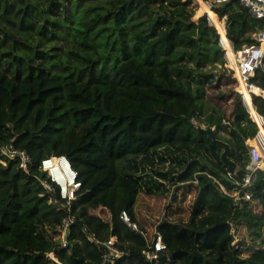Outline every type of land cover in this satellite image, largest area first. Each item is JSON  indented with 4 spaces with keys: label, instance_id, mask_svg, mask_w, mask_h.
<instances>
[{
    "label": "trees",
    "instance_id": "obj_1",
    "mask_svg": "<svg viewBox=\"0 0 264 264\" xmlns=\"http://www.w3.org/2000/svg\"><path fill=\"white\" fill-rule=\"evenodd\" d=\"M198 7L0 0V264H264V170L250 200L233 196L261 129L242 93L217 94L233 99L229 117L207 95L228 70L227 49L208 15L194 22ZM210 7L234 52L259 44L264 19L240 0ZM249 82L264 90V66ZM260 93L249 96L264 129ZM4 147L29 154L28 172ZM52 155L66 156L81 182L66 248L67 210L50 202L58 188L41 169ZM139 193L170 198L165 216L139 214ZM181 213L185 223L169 219ZM155 225L165 248L154 263L144 251ZM113 236L125 254L111 262L101 242Z\"/></svg>",
    "mask_w": 264,
    "mask_h": 264
},
{
    "label": "built area",
    "instance_id": "obj_2",
    "mask_svg": "<svg viewBox=\"0 0 264 264\" xmlns=\"http://www.w3.org/2000/svg\"><path fill=\"white\" fill-rule=\"evenodd\" d=\"M228 1L229 0H214V3L223 4ZM240 2L242 5L248 8L250 14L253 17L257 19H264V0H240ZM224 31L226 34L225 28ZM255 38L257 41H259L258 45H245L238 52H234L232 50L228 39L225 41L221 38L222 44L227 49V59L229 62L234 64L235 70L238 72L239 81L251 91L255 86L250 84V78L255 75L257 68L264 66V29L260 30L255 35ZM229 52L233 56V61L230 58ZM257 122L261 129V132L255 138L257 141V146L255 148H258V151H254L252 148L251 157L246 167V172L243 175L241 181L236 182L240 188L239 191L233 193V196L235 197V204H237L239 200L244 201L250 200L252 198V193L249 189L254 186L259 171L264 170V133L262 131V119ZM3 155L11 159L18 158L20 167L28 172L29 165L31 163V157L26 151L12 147H4ZM41 169L46 171L49 180L58 188L59 197H54L50 200V202L53 203L58 209L67 210V215L62 219L58 229L60 247L66 248L69 244L70 229L74 221V216L71 214V203L77 198V191L81 187V182L78 179V173L72 168L66 156L52 155L43 159L41 162ZM234 172H236V170ZM49 190H51L50 186ZM241 191L244 193L242 194ZM121 219L128 225H134V227L137 228L135 224L131 223L129 215L126 211L121 212ZM116 242L117 237L115 236L111 237L105 242H101V244L106 247L108 259L111 262L125 254L123 250L116 246ZM164 248L165 245L163 243L162 236L156 228L150 248L144 251L146 259L155 263L158 260V252ZM48 256L55 260V254L53 251L49 253Z\"/></svg>",
    "mask_w": 264,
    "mask_h": 264
},
{
    "label": "rangeland",
    "instance_id": "obj_3",
    "mask_svg": "<svg viewBox=\"0 0 264 264\" xmlns=\"http://www.w3.org/2000/svg\"><path fill=\"white\" fill-rule=\"evenodd\" d=\"M196 1L198 2L199 7L193 16L195 23H197L199 21L200 17H202L203 15H208L205 11L204 5L211 9L210 5H212L214 3V0H206V1L205 0H196ZM208 17L216 25V27L218 29V26L214 22V20L209 15H208ZM215 17H216V15H215ZM221 24H222V27L224 29L225 28V20H221ZM218 31H219V29H218ZM221 38H222V36H221ZM226 68L228 70H227L226 74H224L223 79H222V77L219 76L218 81L215 83L213 88L209 89L207 91V95L209 96L210 99H212V103H214V104L216 103L218 106L222 107L225 110L226 116L229 117L231 112H232V109H233V99H229L226 96L216 98V96L220 91L229 92L230 89H234L235 91H238L239 93H241L240 85L242 83L239 81L238 72L235 70L234 64H232L231 62L228 61V63L226 64ZM217 73L220 74L221 71H217ZM12 85H13V83L10 81L9 88H12ZM24 87L25 86H23V89H24ZM260 89L261 88L255 86L252 88L253 91H251V93L255 92L256 94H261ZM20 91L21 90H19V94H18L19 96H20ZM27 91H28V95L30 97L31 96L30 90L28 89ZM0 100L2 101L1 97H0ZM244 100H245V98H244ZM23 101H24V99H23ZM200 127L207 129V127L204 125H200ZM1 135H6V134L3 133L2 131H0V136ZM248 143H250V145H252L253 141H252V143H251V141H248ZM0 163H2V164L7 163L6 158L4 156H0ZM169 203H170V198L160 197V196H150V195H146L144 193H139L137 196L136 210L138 211L139 214L143 215L144 217L157 221V220L161 219L163 216H165L166 208L169 205ZM169 219L172 220L173 222L183 224V223H185V220H187V217L181 213V214H176V215L170 216ZM148 229H149L148 232L153 237L155 229H156V225L153 227H148ZM144 236H146V233ZM133 264H136V263H133Z\"/></svg>",
    "mask_w": 264,
    "mask_h": 264
},
{
    "label": "bare ground",
    "instance_id": "obj_4",
    "mask_svg": "<svg viewBox=\"0 0 264 264\" xmlns=\"http://www.w3.org/2000/svg\"><path fill=\"white\" fill-rule=\"evenodd\" d=\"M204 7H205V11H206V13H207V14H208V15L214 20V22L217 24L218 29H219V32H220V34H221V36H222V39H224V40L226 41L227 37H226L225 31H224V29H223V27H222L221 22L217 20V18L215 17V14L211 11V9H210L209 7H207V6H205V5H204ZM227 46H228V45H227ZM229 55H230L231 60L233 61L234 59H233V56H232V54H231L230 52H229ZM240 91H241L243 97L245 98V101L251 105V107H252V108H251V111H252V113H253L254 119L257 120V121H260L259 115H257V113L255 112V110H254V108H253L254 105L252 106V104H251V98H250V96H249V93H250L251 90H249L244 84H241V85H240ZM252 91H253V90H252ZM263 93H264V91H263ZM244 103H245V102H244ZM255 108H256V107H255ZM252 119H253V118H252ZM255 141H256V140H255Z\"/></svg>",
    "mask_w": 264,
    "mask_h": 264
},
{
    "label": "water",
    "instance_id": "obj_5",
    "mask_svg": "<svg viewBox=\"0 0 264 264\" xmlns=\"http://www.w3.org/2000/svg\"><path fill=\"white\" fill-rule=\"evenodd\" d=\"M193 20H194V19H193ZM197 23H198V22H197ZM247 104H248V106H249L250 108H252L251 105H250L249 103H247ZM251 104H252V102H251ZM256 121H257V120H256ZM206 127H207V126H206ZM200 129H203L204 131H207V132H209V133H211V134L214 133V128H211V127H207V129L200 127ZM228 151H229V147H228L227 145H225V151H224L223 154H222V158H223V160L229 165L231 171L234 172V171L237 169V165L228 159V156H227ZM140 234H141L142 237H143V234H142V233H140Z\"/></svg>",
    "mask_w": 264,
    "mask_h": 264
},
{
    "label": "crops",
    "instance_id": "obj_6",
    "mask_svg": "<svg viewBox=\"0 0 264 264\" xmlns=\"http://www.w3.org/2000/svg\"><path fill=\"white\" fill-rule=\"evenodd\" d=\"M261 90V92L263 93V89H260ZM259 95H261V94H259ZM262 96V95H261ZM262 131H263V133H264V129L262 128ZM256 139H253V140H249V141H251V143H252V141H253V144L251 145L252 146V148H253V150L254 151H258V148H255L256 146H257V141H255ZM250 144V143H249Z\"/></svg>",
    "mask_w": 264,
    "mask_h": 264
}]
</instances>
